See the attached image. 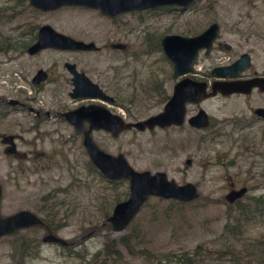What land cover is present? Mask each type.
<instances>
[{"label": "rangeland", "instance_id": "1", "mask_svg": "<svg viewBox=\"0 0 264 264\" xmlns=\"http://www.w3.org/2000/svg\"><path fill=\"white\" fill-rule=\"evenodd\" d=\"M175 9L108 18L85 8L41 13L26 1L0 0V41L5 40V49L0 50V99L20 100L24 105L0 120V216L28 211L43 219L42 198L51 194L55 220L61 226L51 234L60 242L44 243L50 233L42 229L19 233V237H35L40 242L37 252L34 248L29 251L25 264H95L98 252V260L108 264H175L168 258L195 251L200 255L198 264H256L248 251L264 241V214L249 218L230 245L221 239L229 214L225 197L232 190L247 187L249 193L241 202L251 209L254 199H261L264 212V124H249L250 107L243 99L214 98L199 105L211 116L218 133L190 130L186 124L181 129L124 132L115 139L105 133L91 134L100 150L111 156L122 154L136 172H164L179 185L197 186L201 194L187 209L184 222L158 217L151 223L153 211L167 206L153 198L116 234L107 220L115 205L128 198V182L110 183L93 171L82 138L67 132L59 120L56 113L72 106L71 88L63 87L68 84L66 79L41 90L30 84L38 68H51L65 77L62 64L74 63L89 80L114 96L120 104L111 108L116 115L136 123L161 113L181 80L173 77V66L161 51L164 35H189L195 27L215 21L222 22L225 30L243 21L238 32L255 35L264 51V0H197L186 11ZM29 24H49L71 36L81 32L77 38L96 44L100 51L29 58L13 51L7 42H24L19 37L27 33ZM224 40L239 42L229 34ZM114 45L125 46V51L114 50ZM259 55L258 62L264 57ZM212 64L213 60L206 62ZM199 107H189L188 117ZM4 135L17 136V157L5 153ZM189 159L193 164L186 166ZM123 237L135 246L131 252L117 246L104 252L109 241ZM18 241L12 236L0 238V264H18L19 253L12 247Z\"/></svg>", "mask_w": 264, "mask_h": 264}, {"label": "water", "instance_id": "2", "mask_svg": "<svg viewBox=\"0 0 264 264\" xmlns=\"http://www.w3.org/2000/svg\"><path fill=\"white\" fill-rule=\"evenodd\" d=\"M197 0H26L28 5L41 13H51L62 8L78 7L98 11L102 16L113 18L130 12L155 11L160 8L177 7L188 9ZM218 24L212 25L206 32L195 38H186L176 35H167L161 44L166 57L174 65V77L182 78L176 85L174 93L165 105L163 111L144 121L125 123L118 115L110 114L105 108L95 105L80 107L65 115L74 124L76 131L81 129L78 125L87 121L90 131H106L112 138H118L123 132L135 129L141 133L152 132L157 129L165 130L172 127H182L187 116V107L190 104H200L209 98L231 96L233 94H249L251 89L261 85L258 81L251 82H215L209 92L207 83H199L189 78L192 67L198 59L199 52L207 48L210 50L214 41L219 38ZM122 49L121 46H115ZM44 49H57L69 51H97L94 43L76 41L71 37L57 33L53 28L44 25L39 29L37 42L27 49L28 55H35ZM247 58V57H246ZM243 59L228 68H218L215 75L218 77L235 78L240 72L250 65L249 58L241 67ZM69 73L73 75V89L69 94L72 99H103L113 102V98L106 95L102 89L85 75L77 73L75 66L66 65ZM45 81L43 71H39L34 78L35 84ZM11 106L18 105L17 101H10ZM257 115H264V110H258ZM189 125L197 130H205L210 125L208 114L204 110L189 120ZM90 131L82 130V145L85 153L95 170L109 182L128 181V198L115 205L108 223L113 233H122L139 215L144 205L150 198L181 203L197 202L201 194L197 186L188 183L179 185L170 180L164 172H136L132 169L122 154L111 156L100 150L90 136ZM4 143L9 147L8 155L16 153L13 137L4 138ZM193 164L192 160L186 161L187 166ZM249 190L247 187L229 192L225 201L229 205L243 200ZM2 190L0 186V201ZM43 226L41 218L28 211H20L14 215L2 218L0 216V238L10 236L16 232L34 227ZM44 243L60 242L51 234L43 239Z\"/></svg>", "mask_w": 264, "mask_h": 264}, {"label": "flooded vegetation", "instance_id": "3", "mask_svg": "<svg viewBox=\"0 0 264 264\" xmlns=\"http://www.w3.org/2000/svg\"><path fill=\"white\" fill-rule=\"evenodd\" d=\"M175 10L181 12V11H185L187 9L176 8ZM168 11H170V9ZM205 20L208 21L207 18ZM214 24H218L219 25V29H220L219 38H217L214 41V43L212 45V48L210 50H208L207 48H204V49H202L199 52L198 59H197L196 63L193 65L192 72H191V74H189L188 77L191 78L194 81L199 82V83H207L209 92L211 91V87H212V85L215 82H251V81H258L261 85L252 88L249 94H233L231 96H222V95L218 94L216 97L209 98L207 100L214 99V98H222V99L237 98V99H243V101L246 102L248 107H250L251 120H248L249 124L250 125H251V123L252 124H254V123H256V124H264V115L259 116V115L256 114V112L258 110H264V57H262L260 62H258V60H257L258 57H260L259 54L264 55V51L260 50L259 42L257 40H254L255 37H256L255 35L251 36V33L238 32L237 29L238 28H242L243 21L242 22H237L236 24L234 23L233 25L230 24L229 26L226 27L225 30H224V26L222 25L223 24L222 22H220V21L209 22L208 24L205 23V24H201L198 27H195L193 29V31L189 35L180 34L178 32L175 33V34H172V35L186 37V38H195V37L200 36L204 32H206ZM44 25L50 26L49 24H34V25L29 24L27 26V29H28L27 33L26 34L21 33L20 37H19L20 39L25 38L26 40L24 42L22 41V42H18L17 44H14V48L13 49H15V50H13V51L20 52L21 54H26L29 58H33V59L34 58H38L39 56H41L44 53H58V54L74 55V54H82V53H98L100 51L99 48L96 46L97 47V51H91V52L57 50V49H44V50H42L41 52H39V53H37L35 55H32V56L28 55L27 54V49L31 45H33V44H35L37 42L39 29L42 26H44ZM206 25H208V26H206ZM20 29L21 28H18L16 31H18ZM55 31L57 33H60V34L64 35V36H69V37H71L72 39H74L76 41L84 42L81 39L77 38L81 34V32L80 33L78 32L75 36H71L69 34H65V33L59 32L57 30H55ZM226 34L234 35L235 38L238 39L239 42L235 43V42H229L227 40H224V37H225ZM166 35H164L160 39L161 42H162L163 38ZM168 35H171V34H168ZM262 39H263V42H264V38H262ZM7 42H11V40L9 39V40H7ZM84 43H86V42H84ZM88 43H92V42H88ZM115 46H121L122 49H116ZM161 46H162V44H161ZM113 48H114V50H117V51H121V52L125 51L124 50L125 46H123V45H114ZM9 51H11V50H9ZM161 51H163L164 56L166 57L165 52L163 50V47H162ZM248 58H249V61H250V65L248 67H246V69L244 71L240 72L239 75L237 77H235V78H232V77L222 78V77H218L214 73L216 69L231 67L235 63H237L238 61H240L242 59H243V63L241 65V67L244 68V63H246V60H248ZM211 60H213L214 64L206 65V62L211 61ZM168 61L173 66V70H174V65L172 64V62L169 59H168ZM67 64L74 65L75 66V70L77 71V73L85 75L77 67L76 64L69 63V62H64L62 64V69H63V72L65 74V77L59 76L58 72L56 70H52L51 68L50 69H46V70H42L41 68H38L36 70V73L34 74V76L30 80L31 87L36 89V90H41L42 88H44L47 85H50V84L55 85V84H57V80L58 79H63V80L66 79V80H64V83H68V84L63 85V87L64 88L70 87L71 91H72V89H73V83H72L73 75L71 73H69V71H68V69L66 67ZM39 71H43V73L45 75V81L41 82L40 84H35L34 78L36 77V75H37V73ZM173 77H174V72H173ZM175 79L176 80H179V79L182 80V78H175ZM181 80H179L175 84V87ZM175 87H174V89H175ZM100 88L102 89V91L106 95H108L109 97L113 98V102H108V101H105L103 99H95V100L84 99V98L72 99V98L69 97V94L71 93V91L68 93V97H69L70 101H72V106L69 107V108L63 109L60 112H57L56 115H58L59 120L64 124L65 129L71 135L83 138L82 130L85 131V132L90 131L89 122L85 121V122L81 123L80 125H78L79 127H81V129L76 131V129L74 127V124L71 123L67 119V117L65 116L68 113H71V112L79 109L80 107H87V106H90V105L100 106V107L105 108L110 114L116 115V113L113 112V110H111V108L120 107V104L116 101L114 96H112L110 94V92L106 88H102V87H100ZM173 93H174V91H173ZM170 99H171V97L169 98V100ZM169 100H168V102H169ZM10 101H17V100H15V99L13 100V99H9V98L8 99L7 98H1L0 99V113H1L0 120L1 121L3 119H6V117H8V114L10 115L13 112H16L17 109L22 108L24 106L23 103L20 100L17 101L19 103L18 105L11 106L9 104ZM206 101H204V102H206ZM201 104L202 103L188 105L185 124L182 126V128H184L185 125L187 124L189 126L190 130L197 131V129H195V128H193V127H191L189 125V120L192 117H194L195 115H197L200 112V110H203V109H201L199 107V105H201ZM189 107H199V111L196 114L191 115L190 117H188L189 116ZM191 113H192V111H191ZM208 116H209V120H210V125H209V127L207 129H205V131H211V133H218L217 130H215V131L213 130V119L211 118V116L209 114H208ZM121 118H122V120L125 123H131L130 121H128V119L126 117H124V118L121 117ZM172 128L181 129V127H172ZM169 129H171V128H169ZM157 130H159V129H157ZM165 130H168V129H165ZM129 131H136V130L135 129H131ZM129 131H125V132H129ZM136 132H139V131H136ZM92 133H105V134H108V135L111 136L110 133H108L106 131H103V130H100V131L91 130L90 131V136H91ZM8 136L13 137L14 144H15V141H17V136L16 135H4V136H2V141L1 142L6 147L5 148V153H7V149H8L9 146L4 143V138L8 137ZM15 148H16V153L14 155H11L13 157H17L18 156L16 144H15ZM126 182H128V181H126ZM110 183H117V182H110ZM128 184H129V182H128ZM234 205H230V206H234Z\"/></svg>", "mask_w": 264, "mask_h": 264}, {"label": "trees", "instance_id": "4", "mask_svg": "<svg viewBox=\"0 0 264 264\" xmlns=\"http://www.w3.org/2000/svg\"><path fill=\"white\" fill-rule=\"evenodd\" d=\"M25 0H18V4L23 3ZM4 41H0V50H4L2 46H4ZM9 45H12V48H14V45L10 42ZM90 167L93 169V171H96L94 167L90 164ZM43 208L40 210V213L44 216L42 219L43 226L40 227H34L30 228L32 230L39 231L42 229V231H47L50 234L55 235L57 231H59L60 223L56 222V211L55 207L56 205L54 202V196L51 194H47L43 198ZM153 199V198H151ZM159 205L167 204L165 209H158L153 211V217L151 218L150 222L154 223L160 217V219L163 221H173L178 220L180 222H184L187 209L193 206L194 203H181L177 201H165L162 199L154 198ZM252 205L249 206L251 209H248V206L243 204L241 201L237 202L234 206L228 205L229 214L227 223L224 227L221 239L225 241V245H230L231 238L234 239V237L240 236V234L243 231L244 225L248 223L249 218L254 219L256 215L259 216L263 215V202L261 199H254V201L251 203ZM247 210H249L250 216L247 215ZM245 222V223H244ZM109 229V226L107 227ZM17 232L15 234H12L10 236L19 238V241L17 244L14 242L12 243V247L14 251L19 253V258L16 257L18 264H25L24 259L28 255L29 251L33 250V248L36 250L39 249L40 242L35 237H28V236H20ZM115 246L122 248L123 250L132 251V248H135V246H130L129 242H127V238H121L120 240H111L107 243V245L104 248V252L107 253L109 251H112ZM250 256L254 257L256 264H264V241H261L257 244H254L249 249ZM144 253V252H140ZM101 252H98L94 255V263L95 264H108L105 259L98 260V257L100 256ZM146 256V255H144ZM77 257H79L77 255ZM148 257H150L148 255ZM168 259H171L175 262V264H198V260L200 259V255L197 251L193 253H183L179 256H171ZM240 264V263H239Z\"/></svg>", "mask_w": 264, "mask_h": 264}, {"label": "bare ground", "instance_id": "5", "mask_svg": "<svg viewBox=\"0 0 264 264\" xmlns=\"http://www.w3.org/2000/svg\"><path fill=\"white\" fill-rule=\"evenodd\" d=\"M118 16H120V15H117L116 17H118ZM116 17H113V18H116ZM198 131H205V130H198ZM187 166V165H186Z\"/></svg>", "mask_w": 264, "mask_h": 264}]
</instances>
